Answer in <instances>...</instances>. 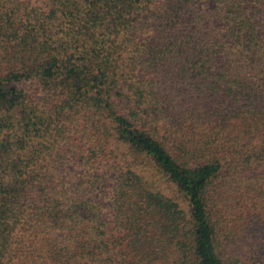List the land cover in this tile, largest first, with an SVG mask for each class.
Returning a JSON list of instances; mask_svg holds the SVG:
<instances>
[{"label": "trees", "instance_id": "trees-1", "mask_svg": "<svg viewBox=\"0 0 264 264\" xmlns=\"http://www.w3.org/2000/svg\"><path fill=\"white\" fill-rule=\"evenodd\" d=\"M0 264H264V0H0Z\"/></svg>", "mask_w": 264, "mask_h": 264}]
</instances>
